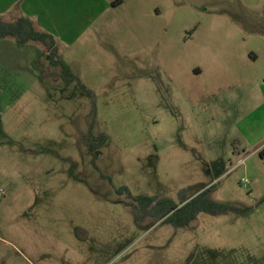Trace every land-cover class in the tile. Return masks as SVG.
Returning a JSON list of instances; mask_svg holds the SVG:
<instances>
[{"label":"rangeland","instance_id":"obj_1","mask_svg":"<svg viewBox=\"0 0 264 264\" xmlns=\"http://www.w3.org/2000/svg\"><path fill=\"white\" fill-rule=\"evenodd\" d=\"M20 16L80 85L0 39V264H264V0H0ZM204 187L243 213L133 199Z\"/></svg>","mask_w":264,"mask_h":264},{"label":"trees","instance_id":"obj_2","mask_svg":"<svg viewBox=\"0 0 264 264\" xmlns=\"http://www.w3.org/2000/svg\"><path fill=\"white\" fill-rule=\"evenodd\" d=\"M12 38L17 45H24L28 42L40 43L46 50V60L52 67H59L60 76L67 83L75 81L80 85L79 80L71 72L67 64L61 61L58 57V49L53 39V36L40 31H36L32 23L26 17H19L13 22L5 21L0 17V39ZM82 90L86 88L81 85ZM91 134V133H90ZM88 135L90 140H98L100 143L106 139L104 134H99L97 137ZM93 137V138H92ZM89 150L90 141L87 142ZM91 152V150H90ZM93 161L100 155L97 149L92 150ZM124 190V189H123ZM211 190L205 189L194 197H186L180 200L179 204H174L173 201L165 198H156L155 196H137L134 201L141 207L140 211L145 214L153 213V210L160 209V220L164 223L173 225L174 228H183L191 224L199 213H207L210 216H216L222 213H243L241 208H236L223 203L217 202L211 197Z\"/></svg>","mask_w":264,"mask_h":264},{"label":"flooded vegetation","instance_id":"obj_3","mask_svg":"<svg viewBox=\"0 0 264 264\" xmlns=\"http://www.w3.org/2000/svg\"><path fill=\"white\" fill-rule=\"evenodd\" d=\"M90 140V139H89ZM90 141H92V140H90ZM205 189H207L206 187H204V188H202L201 190H199L196 194H199V193H201L202 191H204ZM207 190H211V188H208ZM212 192V191H211ZM196 194H193L191 197H194V196H196ZM190 197V198H191Z\"/></svg>","mask_w":264,"mask_h":264},{"label":"crops","instance_id":"obj_4","mask_svg":"<svg viewBox=\"0 0 264 264\" xmlns=\"http://www.w3.org/2000/svg\"><path fill=\"white\" fill-rule=\"evenodd\" d=\"M20 17H21V16H20ZM23 17H25V16H23ZM18 18H19V17H18ZM18 18H17V19H18ZM17 19H16V20H17ZM26 19H27V18H26ZM28 20H29V19H28ZM5 21H7V20H5ZM12 22H13V21H12ZM30 22H31V21H30ZM31 23H32V22H31ZM32 25H33V23H32ZM33 27H34V25H33ZM34 29H35L36 31H39V30H37L35 27H34Z\"/></svg>","mask_w":264,"mask_h":264},{"label":"built area","instance_id":"obj_5","mask_svg":"<svg viewBox=\"0 0 264 264\" xmlns=\"http://www.w3.org/2000/svg\"><path fill=\"white\" fill-rule=\"evenodd\" d=\"M0 197H1V194H0Z\"/></svg>","mask_w":264,"mask_h":264}]
</instances>
